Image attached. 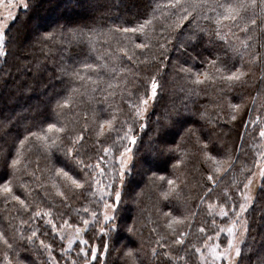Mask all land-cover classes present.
<instances>
[{
	"label": "snow or ice",
	"instance_id": "1",
	"mask_svg": "<svg viewBox=\"0 0 264 264\" xmlns=\"http://www.w3.org/2000/svg\"><path fill=\"white\" fill-rule=\"evenodd\" d=\"M0 6L11 9L13 0H7L6 5L4 0H0ZM23 7L28 9L30 5L25 2ZM11 17L12 12L8 11L5 19H11ZM208 22L214 26V29L207 26ZM226 28L228 31H224ZM232 28H237L244 38L241 39L232 32ZM250 32L253 35H249ZM205 34L209 37L214 35L216 40L223 42L231 56L228 52L221 56L222 49L218 48L214 58H209L213 55L209 51V57L204 58L207 67L203 71L196 67L199 53L197 56L190 57L191 64L188 61L180 64L178 60L171 59L169 55L171 48H176L181 53L186 52L188 46L191 45L194 48L200 43ZM256 34L264 36V0H164L163 3L160 0H154L146 18L132 26L113 25L103 32L97 31L95 27L89 28L87 25L83 28H70L65 32L61 26L59 31L53 28L52 31L40 33L37 40L45 47L48 41H55L58 36L63 37L69 44L76 43L78 46L86 42L91 48H94L95 40L100 35L115 40V49L108 54L111 67L108 63L92 64L82 60L74 61L79 64L74 69L71 65L64 64L57 71L73 80L80 81L83 86L90 85L92 92L104 93L105 101L115 98V89L119 88L121 95L126 94L128 97L126 101L128 111L125 113L116 104L109 105L111 113L107 119L100 118L107 108L93 111L91 123L96 146L95 162L93 157L87 154L91 150L90 146L84 143L85 133L89 131L87 123L78 134L68 137L71 142V146L68 147H65L62 135L73 130H70L66 123L63 126H59L58 122L47 123L46 127L41 126L36 131H30L29 126H25L23 133L19 129L16 130L12 137L14 152L12 148L0 150V199L6 206L14 202L20 206L21 211H31L30 202L17 195L15 189L19 187L31 194V187L18 181L21 178L20 174L27 173L30 168L31 161L26 155V150H30L34 145L45 154L49 161H51L52 150L59 148L62 155L56 157V164L60 166L52 164L47 171L55 196L62 200L65 207H68L70 194L85 192L92 198L85 207L73 209L79 217L76 224L64 218L63 214L54 216L51 208L37 207L28 220L20 222L22 225L29 226V234L25 236L18 226L16 238L26 241L27 245H31L34 250L38 247L37 254L45 255L46 264H96L97 260L99 264H107L106 255L111 247L110 240L118 236L121 231V225L118 222L121 202L126 186L134 182L135 158L139 150L138 146L143 140L135 129L137 126L141 130L149 127L151 111L155 110V103L164 90L161 74L167 71L166 62L172 64L173 75L182 74L183 80L189 85L187 97L208 95L206 89L215 88L217 103L214 107L217 110V116L211 117L207 110L199 111L201 121H206L208 125H214L216 120L235 123L238 118H241L245 106L242 101L233 102L237 97L230 98L228 93L246 83L249 74L246 64L260 63L264 66V40L257 44ZM6 42L5 24L0 21V56L5 55ZM257 47L262 51H256ZM138 51L150 54L145 55L144 60L140 61L137 57ZM245 57L248 59L246 60ZM125 58L133 64L142 63L145 66L142 83L129 84V75L138 78L140 73H132L130 68L122 66ZM97 59L99 60L100 57ZM153 65L155 70L151 71ZM101 69L115 73V76L124 75L116 83H113L112 79L105 81L99 75ZM89 73H95L96 77ZM259 79L264 81V67ZM104 84L107 85L106 88L101 87ZM202 87L205 89L203 92ZM79 91L78 88H72L66 96L56 100L54 107L57 115H63L65 109L73 106L74 96ZM255 100L256 98L253 97V104ZM248 113L251 117L250 108ZM84 115L87 118L88 113ZM196 115L197 113L190 111L187 105L184 106L183 112L175 106L172 107L171 112L165 109L163 116L158 117L154 122L156 125L154 134L150 135L145 142V152L150 154L152 159L141 157L142 166L144 164L148 166L145 171L151 173L149 183L159 189L157 203H163L164 207L168 208L167 211L162 212L161 219L165 221L164 228L172 237L171 244H165L162 241L167 237L157 235L156 246L150 250L151 256H162L170 264H187V254L191 250L196 255L198 264H241L242 257L251 251V248L246 249L244 245L248 241L249 232L247 214L255 203L253 193L257 185L264 189V151L258 153L255 160L257 170L247 176L242 188L239 182L233 179L234 194L228 188H224L221 194L209 200L208 198L217 187L214 174L218 176L230 171L236 157L231 154L230 149L221 151L217 148L211 137L197 135L198 130L193 127L197 123L193 119ZM11 123L8 117H4L0 121V127L8 128ZM117 123L120 127L116 126ZM243 123L245 126L260 125L258 136L262 142L261 147H264V117L257 115L255 118L244 120ZM40 124L43 125V121ZM185 125L187 127H184ZM173 129L177 131L183 129L180 132L181 139L176 140L175 143L168 138L170 135L174 137ZM113 134L114 139L110 143H105V139ZM185 135L195 137L201 158L206 164L210 162V170L206 176L210 186L206 187L204 194L199 197L196 208L206 207V214L208 218H211V224H207L205 220V224L198 227L195 234L191 229L196 212H189L186 207H179L177 203L172 202L173 197L177 202L182 200L178 178H170L167 174L158 175L156 171H152L155 167L161 173L167 172L169 161H172V170L178 169L186 162L188 149L183 144ZM236 151H240L239 146ZM53 168L54 171H52ZM240 171L243 175L248 170L242 167ZM29 174L35 175L34 172ZM142 191L135 194L136 198L142 195ZM93 201L98 206V210H91L90 205ZM160 211L158 207L157 212ZM38 218L43 219L44 225L50 228L54 236L60 238L62 246L58 251L61 258L53 254L57 251L54 243L39 238L40 229L35 224ZM57 218L62 222L57 224ZM218 218H222L227 223H218ZM149 223H151L150 219ZM185 224L188 225L187 230H181ZM93 226L95 231L89 236L88 231ZM125 230L129 234L135 233V217H133V224L127 225ZM151 231L155 233L157 229L152 228ZM191 237L194 238L190 242ZM101 240L103 250L99 243ZM27 245L20 249L15 242L9 241L3 230H0V246L3 248L0 252V264H35V260L27 255ZM185 245L187 248H184ZM172 248H184V252L176 254L171 251ZM13 251L16 253L15 256L12 255ZM71 251H75V257L69 254ZM124 257L130 261V264H142L132 248L124 250Z\"/></svg>",
	"mask_w": 264,
	"mask_h": 264
},
{
	"label": "trees",
	"instance_id": "2",
	"mask_svg": "<svg viewBox=\"0 0 264 264\" xmlns=\"http://www.w3.org/2000/svg\"><path fill=\"white\" fill-rule=\"evenodd\" d=\"M161 3L164 0H160ZM30 5L28 9H21L16 14L14 20L8 25L5 30V55L0 58V121L4 117L11 120L8 128L0 127V150L12 148V137L16 130L19 129L23 133V128L29 126L30 131H36L39 127H46L47 123H57L59 126L67 124L70 131L62 135L65 147L71 146L69 136L78 134L85 123L89 124V131L85 133L84 143L90 146V151L87 153L93 157V162L96 158V146L94 144V132L92 131L91 116L93 111L101 108H107L100 118L107 119L111 113L109 105H119L125 113L128 111L127 95H121L120 89L116 88L115 98H109L105 101V94L99 91L92 92L91 86H83L80 81L73 80L71 77L62 75L57 71L59 67L64 64L71 65L72 68L79 66L74 61H84L92 64L108 63L111 67L109 52L115 49V40L107 39L104 35H100L95 40L94 48H91L86 42L82 46L76 43L69 44L63 37L57 38L55 41H48L45 47L42 43L38 42L37 37L40 33L52 31L56 28L58 31L61 26L66 32L70 28L95 27L97 31L103 32L113 25L119 27L132 26L138 21L146 18L147 13L151 11V6L154 0H28ZM208 27L214 26L208 22ZM87 30V29H85ZM158 30V29H157ZM224 31H228L226 28ZM232 32L243 39V35L237 28H232ZM253 35V33H248ZM69 39H71L69 37ZM264 40V36L259 34L255 35V41ZM63 41V42H62ZM222 49L220 55L223 56L228 52L227 46L223 42L216 40L215 36L209 37L205 34L200 43L193 46H188L186 52H178L176 48L169 50V55L173 61H179L184 64L188 61L192 63L190 57H199L196 60V67L198 70L203 71L207 67V62L204 59L209 57V51L213 53L214 58L216 49ZM256 51H262L259 47ZM150 53H140L138 51V60L143 61L145 55ZM231 56V53L228 52ZM85 57L87 59L85 60ZM97 57H100L98 60ZM247 60L248 57H245ZM132 70V73L139 72V77L129 75V84L142 83L145 75V66L141 64H133L131 61L124 59L123 65ZM167 71L161 74L164 90L160 94V99L155 103V110L151 111V116L148 120L149 127L141 130L137 126L135 131L139 133L143 140L139 144V150L136 155L135 167L133 172V183L126 186L124 191L123 200L121 202V213L118 215V222L121 225V231L118 236L110 240V250L106 255L107 264H130V261L124 257V250L127 248L134 249L138 261L142 264H170L165 261L162 256L152 257L151 248L156 246L157 235L166 236L167 239L162 241L165 244H171L172 237L164 228L165 221L161 219L163 211L168 208L164 207L163 203L158 204L159 189L153 187L149 183L150 172L145 171L148 166L143 164L141 157L152 159L150 154H146L145 142L150 135L154 134L156 127L155 121L158 117H162L165 109L171 112L172 107L175 106L179 111H184V106L187 105L188 109L196 112L197 115L193 117L197 121L193 125L196 128L197 135H204L211 137L215 142L217 148L221 151L229 150L231 154L236 157L233 167L226 174L221 173L218 176L214 174L217 179V187L213 194L208 199L211 200L218 194H221L224 188H228L231 193H235L232 185V180L236 179L239 186L243 187V182L249 175L251 161L254 159L257 150L252 151L254 146L252 143V129L256 126L249 128L245 126L243 121L254 118L257 115L263 117L264 113V81L259 79L262 71L260 63L246 64L248 70V78L246 83L238 86L231 93L229 97H237L233 102L244 103V112L241 118L235 123H226L224 120H216L214 125H208L206 121H201L199 111L209 113L211 117L217 116V110L214 104L217 103L215 99V88H208L206 91L208 95L191 96L187 97L186 92L188 84L183 80L182 74L173 75L174 69L171 63L166 62ZM72 70V69H70ZM155 70L153 65L151 71ZM92 74L96 77L95 73ZM150 74V73H149ZM99 75L105 81L112 79L113 83L123 78L115 76V73H109L101 69ZM106 88L107 85H101ZM72 88H78L80 91L74 96V104L71 108L65 109L63 115H57V110L54 105L57 99L67 95L68 91ZM87 89V90H86ZM205 89L202 87V92ZM255 97V104L252 103V98ZM251 109V117H249L248 109ZM226 110V109H225ZM85 113H88L87 118ZM123 119V116H121ZM43 121V125L40 122ZM143 122V121H142ZM191 122V121H190ZM203 125V127H201ZM120 127L119 123L116 125ZM184 127H187L185 125ZM173 129L174 137L170 135L168 138L175 143L180 140V132ZM243 134V136L241 135ZM22 138V137H21ZM114 139V134L105 139V143H110ZM18 143V141H17ZM183 144L188 149V159L186 162L176 170L171 169L172 161L168 162L167 172L161 173L157 168L153 167L152 171L157 174H167L170 178H178L177 182L180 186L182 200L177 202L176 198H172L173 203H177L179 207H186L189 212L195 211L196 216L192 222V231H196L198 227L205 224H211V219L207 217L206 207L202 206L197 209L196 205L199 202V197L204 194L206 187L210 186V182L206 180V176L210 170V162L206 164L201 158L200 148L196 143L194 136L185 135ZM237 146L240 151L237 152ZM118 153V152H117ZM116 153V154H117ZM26 155L31 161L30 168L27 173L20 174L18 183L27 184L31 187V194H28L17 187L16 194L30 202L31 211L23 212L20 206L14 202L8 203L6 206L2 199H0V230H3L5 236L10 242L23 249L27 245L26 241H20L16 238L17 227L25 236L29 234V226L22 225L21 220H28L37 207L51 208L54 216L63 214L64 218L69 219L73 224L79 221V217L73 211L74 208H83L88 205L90 198L85 192H76L70 194L68 207L59 197L55 196V190L51 187V182L48 180V171L52 164H56V157L61 156L59 148H55L51 153V161L46 159V156L35 145L30 150H26ZM179 158V157H177ZM162 159V158H161ZM56 166H60L56 164ZM103 166V165H102ZM246 171L241 174V168ZM54 171V168L52 169ZM34 172L35 175L29 173ZM249 172V173H248ZM102 179V178H101ZM181 181H183L181 183ZM117 184L119 182L117 181ZM166 186V183H165ZM142 195L136 198L135 194L141 192ZM255 203L251 206L247 217L249 219V232L248 241L244 247L251 248L246 256L242 257L241 264H264V189L258 187L254 195ZM102 207V205H101ZM161 211L157 212V208ZM91 210H98V206L93 203L90 205ZM179 214V213H177ZM133 217H135L136 231L134 234H129L125 229L127 225L133 224ZM149 219L151 223H149ZM57 224L62 220L57 218ZM227 223L221 218H218V223ZM36 226L39 227V238L44 239L46 242L54 243V255L61 258L58 249L62 246V242L58 236H54L50 228L44 225L43 219L35 221ZM207 226V225H205ZM152 228H156L154 233ZM188 225L185 224L181 230H187ZM28 229V230H26ZM95 226L88 231V235H93ZM46 234V235H45ZM195 234V232H194ZM211 235V230L209 231ZM194 237H191V240ZM102 249V240L99 241ZM226 243V241H225ZM38 246V241H37ZM27 255L35 260V264H46V257L38 253L31 245H27ZM187 248V245L184 246ZM184 248H172L171 251L176 254L184 252ZM3 251L0 246V252ZM191 251V250H190ZM189 251V253H190ZM191 253H194L191 251ZM75 257L74 251L69 253ZM16 255L15 251L12 253ZM23 259V257H21Z\"/></svg>",
	"mask_w": 264,
	"mask_h": 264
},
{
	"label": "rangeland",
	"instance_id": "3",
	"mask_svg": "<svg viewBox=\"0 0 264 264\" xmlns=\"http://www.w3.org/2000/svg\"><path fill=\"white\" fill-rule=\"evenodd\" d=\"M28 0H13V7L11 9H8L4 6H0V21H3L4 24H5V30L6 28L8 27V25L14 20L16 14L18 13V11H20L21 9H23V3H27ZM4 4L6 5L7 4V0H4ZM8 11H11L12 12V17L11 19H5V14L8 12ZM2 56H0L1 58ZM263 117H264V113H263ZM255 118V117H254ZM249 128H253L252 125H249ZM259 130H260V125H257L256 129H252V135H253V138H252V143H253V153H254V149L257 150V153L255 154L254 156V159L251 161V166H250V170H249V175L251 174L252 171H256L257 170V166L255 165V160H256V157L258 155V153L260 151H264V147H261V140L258 136V133H259ZM119 153H117L118 155ZM136 160V158H135ZM258 187H260L259 185L256 186V189L253 193V195H255L256 193V190L258 189ZM211 219V218H209ZM222 219V218H221ZM193 233L195 231H192ZM66 239V238H65ZM191 239V238H190ZM223 239V237H222ZM202 243V241H201ZM190 251V250H189ZM72 252V251H71ZM75 252V251H74ZM96 264H99V260L96 261ZM187 264H198V260H197V257L194 253H190L188 252L187 254Z\"/></svg>",
	"mask_w": 264,
	"mask_h": 264
}]
</instances>
